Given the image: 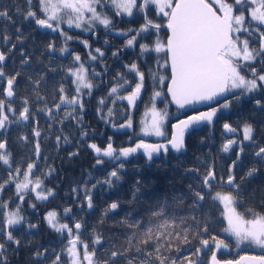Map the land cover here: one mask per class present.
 <instances>
[{
	"label": "snow or ice",
	"instance_id": "1",
	"mask_svg": "<svg viewBox=\"0 0 264 264\" xmlns=\"http://www.w3.org/2000/svg\"><path fill=\"white\" fill-rule=\"evenodd\" d=\"M17 12L22 14L25 20L34 21L35 25L41 29H49L52 32H58L64 37L65 42L72 40L73 37L68 35L62 25L67 24L69 28L80 29L83 32H91L97 26H103L109 30L113 28L114 16L142 15L144 23L139 29H129L128 32H118V35L127 37L129 32H134L131 38L126 40L125 47H134L139 44L141 54L155 52L157 54L165 53L166 59L164 63L159 65L162 68H170V76H159V82L163 84L165 79L169 80L167 92L170 94L172 101L179 107L200 102L211 101L217 97H223L224 102L218 108H212L210 111L201 112L198 115L190 116L187 120H181L178 124L172 125L173 131L170 138L165 143H146L140 140L134 147H124L119 150L114 148L109 137V142L106 147L101 148L95 143L88 144L97 156L96 164L103 165L105 160L102 157L109 158L110 161H121L118 167L108 173L103 181H98V184H107L110 187L121 179L120 170L124 168L122 158L127 160L134 154L142 151L147 162H154V159L161 154L167 156L170 150L180 153L186 150L185 132L193 125L207 122L211 123L217 112L229 109L234 102L240 101L243 97H251L255 105L264 111V0H26V8L22 11L17 7ZM157 16L166 17L167 23L164 25L169 30V35L166 42L157 40L149 43H139L140 39L146 37L142 34H152V30L159 32L162 25L154 23L149 13ZM111 13V15H110ZM0 18L11 20L8 11L0 10ZM19 31V29H17ZM5 42L9 37L4 36ZM19 39V38H18ZM85 48L90 49L88 55L93 61L97 60V55H93L92 51L98 54L99 57L104 56V52L100 48L91 50V45L87 40H81ZM107 43V41H105ZM253 44L257 45L253 47ZM12 47H15L13 45ZM50 50H55L54 43L48 45ZM61 53L67 52V47L60 49ZM113 55H118V52H113ZM6 55L0 51V130L6 129L9 123H19L34 119L28 98L25 97L22 101L23 107L19 110V115L15 121H11L9 114L16 115L17 109L13 107V98L16 96L15 85L17 83V72L9 76L4 70ZM73 62L78 67L67 71L68 77H71V84L74 87L71 91L74 93L69 97L68 90L65 89L61 82L59 87L53 85V100L55 101L56 93H59V103H54L53 108L57 111L61 110L62 105L71 108L67 115L60 118V123L66 119L76 121L79 125L83 119L81 113L84 112L85 101L84 95L91 96L93 88H98L89 79V69L85 67L80 55H74ZM22 63L27 64L25 59ZM259 65V67H257ZM129 73H134V87L127 96H118L120 100H127L130 106H135L136 100L140 98L142 91L145 90L146 77L151 75L155 80L157 77L149 70L148 73L140 70V66L133 62L129 65H124ZM54 71V70H53ZM102 74L94 70L91 72L92 77H100ZM119 78L117 83L108 90V98L113 97L119 90H127L131 83L124 78L122 73H117ZM63 79V78H62ZM115 79V78H114ZM120 81H123L122 83ZM41 82L47 83L45 76H39L32 81L33 92L35 93L36 101H45V98L39 95ZM6 83V86H5ZM87 90V92H85ZM259 93V98L252 94ZM161 96L160 91L154 92L153 99ZM231 96V99L228 97ZM46 103V101H45ZM99 107L97 113H101L103 106L106 105V98L100 97L97 101ZM115 103V100H113ZM53 108H39L37 111L46 112V114L54 119ZM109 116L112 115V109L108 110ZM150 114V119L144 121L142 129L144 136L164 137L163 125L165 123L166 113L157 110L155 105L148 110L146 117ZM103 119V116L101 117ZM38 123V121L36 122ZM120 128H131L132 121L128 119L127 123L120 124ZM223 128L226 132L235 133L237 131L229 123H224ZM243 141H252L254 128L250 124L243 126ZM33 136L40 137L39 130H33ZM86 132L81 133V138L86 136ZM61 136H57L56 140L59 144ZM22 139H27L23 137ZM65 143L69 142L67 136L63 137ZM243 141L239 142V152L236 153L235 159L228 170L227 179L221 180L229 186L230 191L226 193L216 192L212 194L213 181L216 180V172L209 169L203 178L200 180V187L194 188L191 184L188 185V194L191 202L188 207L195 212L198 208H202V202L206 196L215 202L219 201L223 205V219L226 221V227L223 231L235 238L236 245L241 244L253 245L264 250V213H255L249 210L247 214H242L237 211V207L243 200L242 186L245 181L255 176L259 172V168L252 167L248 169L243 176L237 180L234 169L239 165L241 154L244 153ZM238 142L234 139H229L222 146V151L229 152L233 145ZM7 140L0 139V161L8 166L9 175L6 180L0 183V191L5 185L15 182L16 177L23 175V180L15 182L17 197L23 201L22 192L29 190L35 193L36 200H47L52 196L53 190L47 189L41 191L43 181L37 177H33V169L37 167L34 161L27 164V168L22 170L16 167L13 173L11 153L7 150ZM35 154L37 159L40 155L39 142L35 144ZM79 155V152L69 153V158ZM257 163L264 166V146L258 147L254 152ZM141 181L137 180L133 186V199L137 198V194L141 193ZM93 188L96 185H92ZM207 190V191H205ZM77 189H73L76 192ZM85 197L88 208L93 207L91 190L85 186ZM251 198V197H249ZM180 202L184 200V196H180ZM165 201L157 206L158 210L151 211V218L148 224L151 226L145 227V222L133 218L132 222L127 219L121 223L130 229L141 232L144 236L139 244L142 246L133 247L132 239H128L129 247L123 251H111L107 254L108 258L102 261L96 259L97 245H101V237L97 235L92 240V251L89 252V245L80 238V230L82 225L80 222H75L72 227L68 224L59 223L58 214L55 211L47 213L45 220L50 228L55 232L64 234L67 232L70 239L68 247L62 249V252H67L70 258L67 264H115L118 258L125 260L126 264H200V261L193 259L199 257L204 249L210 247L208 239H200V247H197L194 252H189L187 255L182 253L179 244H174L175 241H180L182 244H190L189 239L190 229L193 225L196 231L192 233L194 236H202L208 233L209 227L201 222L193 215L191 220L193 225H187V219L179 218L182 224L187 226L180 230H175L178 226L175 219L169 220L165 217L166 213ZM35 207V205H32ZM7 207L6 204H0V209ZM120 207L119 202H112L106 209L115 211ZM67 215L71 209H65ZM250 216V218H249ZM152 218L161 220L162 223L152 224ZM23 217L19 215V207L15 212H10L6 217L0 219V237H3L5 242H12L20 246V241L15 239L12 231L6 230L14 225L21 223ZM35 228L36 225H30ZM155 228V231H154ZM75 229L76 235H72ZM5 242H0V264H7V258L3 255L5 250ZM155 242V243H153ZM212 244L216 249L227 248L228 245L222 239H217L215 236L211 238ZM152 245L151 250L148 246ZM79 246V247H78ZM167 249L171 252L175 249L179 255L164 256L161 249ZM49 249L37 251L34 256L39 260L45 257ZM55 259L52 264H62L61 254L55 253ZM143 257V258H141ZM210 264H221L217 259L215 252L210 257ZM224 264H264V255L262 256H242L239 260L225 261Z\"/></svg>",
	"mask_w": 264,
	"mask_h": 264
},
{
	"label": "trees",
	"instance_id": "2",
	"mask_svg": "<svg viewBox=\"0 0 264 264\" xmlns=\"http://www.w3.org/2000/svg\"><path fill=\"white\" fill-rule=\"evenodd\" d=\"M17 7L23 11L26 8V0H0V10L8 11L11 17V20L0 18V37L6 53L4 70L9 76L17 72L20 73L15 85L16 96L12 101L17 113L15 116L10 113L9 117L11 121L17 119L19 110L23 107L22 101L27 97L34 119L9 123L6 129L0 130V139L7 140V150L11 153L13 173L16 167L24 170L28 163L35 161L37 167L33 169L32 179L35 180L39 177L43 181L41 191L52 189L54 194L47 200H36L35 193L31 192L33 185H30L29 190L21 193L24 196V200L21 201L16 194L15 182L22 181L23 175L16 177L15 182L5 185L4 189L0 191V204L7 205L0 209V219L6 217L10 212H15L17 207H19V215L23 217L20 224L6 229L12 231L14 238L20 241L19 247L12 242H5L3 237H0V242H5L3 255L7 258V264H52L55 259L53 250L55 253L61 254L62 264H67L69 261L67 253L66 251L62 252V249H66L67 233H57L48 226L45 217L50 211L57 212L59 223L64 222L70 227L75 222L81 223L80 238L88 243L89 252L92 251V240L97 235L101 237V245L96 246L98 261L107 259V254L111 251H123L124 248L129 247L128 239H132L133 247L142 246L139 244V241L144 239L142 231L136 232L121 222L125 219L132 222L135 218L144 221L145 227L151 226L148 224L151 211L158 210L157 206L165 201L167 204L164 218L175 219L178 226L175 230L178 231L187 225H193L190 218L193 215L201 222L202 226L206 223L209 227L208 233L194 236L192 233L196 231V228L193 225L189 234L190 244L174 242V244L180 245L184 255L194 252L200 245L201 238L209 240L213 236L222 237L225 221L222 217V207L218 201L213 202L206 196L202 202V208L193 212L188 207L191 202L188 185L191 184L194 188H199L200 180L210 168L215 172L223 168L218 152L221 142L219 140L212 141L213 136L207 126L200 125L189 130L185 135L186 150H182L180 153L169 151L167 156L161 154L151 163L147 162L140 154H134L127 160L122 158L124 168L120 170L121 179L111 187L107 184H98L97 182L103 181L113 167H118L121 161L113 162L109 158L102 157L105 163L97 165V156L87 145L96 142L98 146L104 148L111 137L114 148L119 150L129 145L128 136H132L131 142H133V134L136 131L134 120L131 134L129 133L130 128L118 127L113 130V127L124 124V122L127 123L128 110L114 96L108 98V90L117 83L119 79L116 76L117 73H122L131 86L134 85L135 74L129 73L115 64L107 66V64L101 63L100 67L88 68L90 80L99 87L93 88L92 95L86 99L84 112L80 114L83 117L81 123L77 125L76 121L71 119L60 123V118L67 115L71 108L63 105L60 111L53 108L54 103H59V93L55 94L57 98L55 101L53 100V85L59 87L62 82L65 89L68 90L69 97L74 94L71 91L74 85L71 84V77H68L67 71L69 68L78 67L73 62V57L77 55L79 49L75 41L78 35L72 32L73 40L66 43L60 34L49 35L46 32H39L36 27L25 21L22 14L17 12ZM152 20L154 23L161 24L164 18L157 17ZM143 23L144 21L141 19L139 21L131 20V27L139 29ZM154 31L152 32L155 35L142 34L146 37L145 39L138 37L139 43L150 44L157 38L164 39L163 30H159V36ZM132 35L135 33L133 32ZM4 36L9 37L7 42L3 39ZM50 43H54L55 50L48 48ZM13 45L15 47H12ZM68 46H70L68 51L61 53L60 49ZM11 47L13 49H10ZM137 58L140 61L142 59V63ZM25 59L28 60L27 64L22 63ZM162 61H164L163 52L141 54L139 44L132 49V63H137L140 70L145 73L151 70L157 77L155 80L151 75L146 77L145 90L138 104V112L152 102L162 105L163 112L170 115V119L164 125V140L169 135V122L183 116L184 112L175 108L165 93L167 79L163 84L159 82V76H168V70L159 66L164 63ZM93 70L102 75L93 78L91 76ZM39 76H45L47 80V83L41 82L39 89V95L45 98L46 103L45 101L37 102L32 90V81ZM122 91L123 89L118 92ZM156 91H160L161 96L153 99ZM100 97L106 98V105L98 114L97 101ZM39 108H53L54 119L50 118L46 112L37 111ZM109 109H112L111 116L108 114ZM37 121L38 123H36ZM34 129L41 132L40 137L33 136ZM82 132L87 133L83 138H81ZM263 134L257 133V135ZM57 136L62 137L59 144L56 140ZM64 136L69 138L68 143L64 142ZM23 137L27 139H22ZM37 141L40 146L39 159H37L34 150ZM77 151L79 155L69 158V153ZM252 167L243 163L240 177ZM257 168H259L258 174L249 178L242 186L243 200L237 207L238 212L242 214H247L249 210L255 213H264V166ZM8 175V166L0 161V183L6 180ZM137 180L142 182L141 193H138L137 198L133 199V186ZM92 185H96V187L93 188ZM85 186L91 190L92 208L87 206ZM74 188L77 189L76 192H73ZM180 196H184L182 202L175 199ZM114 201L119 202L120 207L106 213V209ZM65 209H71V211L65 215ZM179 218L187 219V225L182 224ZM162 222V219L152 218L153 225ZM30 225L37 227L32 228ZM73 233H76L75 229ZM151 247L152 245H149L148 250H151ZM44 249H49V251L45 257L37 260L34 253ZM161 252L164 256L180 254L175 249L171 254L164 248L161 249ZM115 264H126V262L124 259L118 258Z\"/></svg>",
	"mask_w": 264,
	"mask_h": 264
},
{
	"label": "flooded vegetation",
	"instance_id": "3",
	"mask_svg": "<svg viewBox=\"0 0 264 264\" xmlns=\"http://www.w3.org/2000/svg\"><path fill=\"white\" fill-rule=\"evenodd\" d=\"M110 15H111V13H110ZM149 15L151 16V18L161 17V16L155 15L154 12L149 13ZM162 18H164V21H163V23H161V25H162L161 30H163L165 34H164V39L160 40V41L165 42L167 31H166V27L164 25H166V23H167V18L166 17H162ZM140 19L142 21H144L142 18V15H134L132 17L114 16L113 17V21H114L113 28L106 30L103 28V26H97L94 30V34L91 32H83L82 30L76 29V28L75 29L67 28V27H64L63 25H62V27L66 28V31L70 35L72 34V32H75L78 35L77 39L75 40L78 44L77 46H79L77 54L81 56L82 62L84 63L85 67H87V68H95L96 66L100 67L101 65H99V64H101V63L107 64V66H109L110 64H115L117 66L124 68V70L128 71V69L126 67H124V65H129L132 63V49H133V47H125V44H126V40L128 38H131L133 32H129L127 37L122 36V35H118L117 33L121 32V31L122 32H128L129 29H132L131 20L139 21ZM25 21L29 25L36 27L37 31H39V32H46L49 35L59 34L58 32H52L49 29L39 28L38 26L35 25L34 21H31L30 19L25 20ZM152 31H154V30H152ZM154 33H156V31H154ZM152 34H153V32H152ZM156 34L158 36L160 35L159 32ZM153 35H155V34H153ZM72 40H69V41H72ZM81 40H87L89 42V44L91 45V48H92L91 50H94L96 48H100L101 51L104 52V56L99 57L98 54H96L94 51H92L93 55H97V60H95V61L91 60L89 58V55H88L90 49L85 48V46L82 43H80ZM69 41H67V42H69ZM105 41H107V43H105ZM256 46L257 45L253 44V47H256ZM69 47L70 46H68L67 49H69ZM10 49H13V48L11 47ZM4 50L5 49L3 47V44L1 42V37H0V51H3L5 53ZM113 52H118V55L114 56ZM5 55H6V53H5ZM143 58H144V55H143ZM165 59H166V55L164 53V60ZM138 61L140 63H142L143 60L141 59V61H140L138 59ZM163 62L164 61H162V63ZM257 67H259V65H257ZM167 70H168V68H167ZM168 76H169V74H168ZM93 78H95V77H93ZM120 82L122 83L123 81H120ZM85 92H87V90H85ZM142 94H143V91L141 93L140 98H138V101H136V104L133 107V109L127 107V110H128L127 116H128V119H131L132 125H133V118L135 119V117L139 113L138 112V109H139L138 104L140 103ZM252 95L259 98V93H254ZM87 98H90V96L84 95L83 99H84L85 103L87 102L86 101ZM228 98L231 99V96H229ZM223 102H224V98L218 97L214 102L210 103L209 105H207L205 107L184 112L183 116L190 115L192 113H195L196 115H198L201 112H207L208 110L210 111L212 108H218L219 105ZM183 116H181V117H183ZM175 119H177V118H175ZM175 119H173L169 123V126ZM224 123L231 124L234 128L237 129V131L235 133L226 132V130L223 128ZM246 123L252 125L254 128L253 140L255 141V143H253L252 141H243L242 129ZM201 125L207 126L208 131L213 136L212 141H216V140L218 141L219 140L221 142V145H219V147H218V152L221 156L223 168L220 171L216 172L217 178L215 181H213V188L211 190L212 192L217 190V189H221V190H225V191L232 190L229 188V186H227L226 184H224L222 182L221 177H223L224 180L227 179L228 170L232 165V161L235 159L236 153L239 152V142L243 141L244 153L241 154V160L239 162V165L234 169V172L237 176V180H239V178H240V174L242 172L241 168H242L243 163H246V164L251 165L253 167L254 166H257V167L261 166L260 163H257L256 158L254 156V152L258 149V147L264 146V134L263 135H257V133H264V111H262L260 108H258L255 105V102L251 97L245 96L240 101L234 102L231 108L224 109V110L217 112L216 116L213 118V121L211 123L202 122ZM191 129L192 128L188 129L185 132V135ZM131 130L132 129L130 128L129 129L130 134H131ZM135 133H136V131L133 134L134 135L133 142H131L132 136H128V139H129L128 140L129 141L128 147H131V145L136 142L137 137H139V136H136ZM169 134H170V129H169ZM98 138H99V136H98ZM168 138H169V135L166 138V140ZM229 139H234L238 143L236 145H233L232 149L229 152H224V151H222V146ZM165 141L163 143H165ZM92 143L96 144V142H91L89 144H92ZM154 143H160V142H154ZM137 154L142 155L146 160V157L143 155L142 151L140 153H137ZM219 239L224 240V242L228 245L229 248L224 249L222 247L220 249H216L214 244H212L211 239H209L210 247L207 249H204V251L201 253V255L199 257H193V259L199 260L200 264H210V257L213 254V252H215L217 259L221 263H223L225 261H233L234 262L238 257L243 256V255H251V256H262V255H264V250H262L256 246L247 245V244H241L240 246H237L236 241H234V238L227 236L225 234L222 237H219ZM198 247H200V245Z\"/></svg>",
	"mask_w": 264,
	"mask_h": 264
},
{
	"label": "rangeland",
	"instance_id": "4",
	"mask_svg": "<svg viewBox=\"0 0 264 264\" xmlns=\"http://www.w3.org/2000/svg\"><path fill=\"white\" fill-rule=\"evenodd\" d=\"M64 27H67V28H69L68 26H67V24H64L63 25ZM71 29H75L74 27L73 28H71ZM64 31L68 34V35H70L67 31H66V28H64ZM71 36V35H70ZM64 38V37H63ZM65 40V39H64ZM134 87V85H132L129 89H127V90H123L122 92H118L116 95H114V97H115V99H118L117 97L118 96H127L131 91H132V88ZM119 101H120V103L121 104H123V105H125L126 107H128V108H132L133 109V106H130L129 104H128V101L127 100H120V99H118ZM136 101H138V99L136 100ZM153 104L155 105V107H156V109L157 110H160V111H162L163 112V110H162V105H160V104H157V103H155V102H152V103H150L146 108H144V109H140V111H139V113H138V117H135V119L133 118V120L135 121V123H136V136H139V137H137V139H136V142L135 143H133L132 145H131V147H134L135 146V144L136 143H138L140 140H144L146 143H154V142H160V143H163L165 140H166V138L163 140V138L165 137H156V136H144L143 135V132H142V129H143V127H144V121L146 120V119H150V114L146 117V113H148V110L153 106ZM209 111V110H208ZM167 114V113H166ZM130 118V117H129ZM170 119V115L169 114H167L166 115V118H165V123H164V125L166 124V122H168V120ZM127 121V120H126ZM125 123V122H124ZM170 123V122H169ZM164 125H163V131H164ZM119 126H115V127H113V129H116V128H118ZM128 147V146H127ZM216 192H222V193H226V192H228V191H225V190H221V189H217V190H215V191H213L212 192V194L214 195ZM219 202V201H218ZM220 203V202H219ZM220 205H221V207H222V213H223V211H224V209H223V205L220 203ZM238 211V210H237ZM223 217V216H222ZM62 224H65L64 222L62 223ZM225 227H226V221H225ZM67 233V232H66ZM224 234L225 235H227V236H230L229 234H227V233H225L224 232ZM72 235L74 236V235H76V233H72ZM231 237V236H230ZM232 238H234V237H232ZM67 239L69 240L70 239V237H69V235L67 234ZM217 239H219V238H217ZM68 240H67V245L65 246L66 248L69 246L68 245ZM234 241H235V238H234ZM79 247V246H78ZM227 248H229V247H227ZM227 248H224V249H227ZM67 253V252H66ZM68 256V255H67ZM69 258V257H68ZM70 259V258H69ZM85 264H86V262H85Z\"/></svg>",
	"mask_w": 264,
	"mask_h": 264
},
{
	"label": "water",
	"instance_id": "5",
	"mask_svg": "<svg viewBox=\"0 0 264 264\" xmlns=\"http://www.w3.org/2000/svg\"><path fill=\"white\" fill-rule=\"evenodd\" d=\"M166 31H167V35H166L165 42H166L167 37H168V35H169V30H168L167 28H166ZM170 73H171V70H170V68H168V74H169V76H170ZM168 83H169V80L167 79V81H166V87H165V93L167 94V96H168V98H169L171 104H172L175 108L179 109V110L182 111V112H187V111L194 110V109H200V108L205 107V106L209 105L210 103L214 102V101L218 98V97H217V98H215V99H213V100H211V101H200V102H194V103H191V104L185 105V107L181 108V107H179L175 102L172 101V98H171L170 94H168V92H167V85H168ZM5 86H6V83H5ZM194 115H196V114H195V113H192V114H190V115H186V116H183V117H180V118L175 119V120L170 124V134H169V138H170L171 133H172V131H173L172 125H174V124H178L181 120H187L188 117H190V116H194ZM199 125H201V123L196 124V125H193V126L190 127V128H195V127H198ZM190 128H189V129H190ZM165 142H166V141H165ZM170 151H173V150H170ZM174 152H175V151H174ZM243 256H251V255H243ZM240 257H242V256H240ZM240 257H238L235 261L239 260ZM235 261H234V262H235ZM221 264H224V262L221 263Z\"/></svg>",
	"mask_w": 264,
	"mask_h": 264
}]
</instances>
